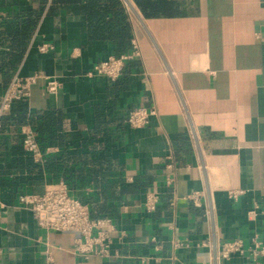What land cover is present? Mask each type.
<instances>
[{"label":"crops","instance_id":"1","mask_svg":"<svg viewBox=\"0 0 264 264\" xmlns=\"http://www.w3.org/2000/svg\"><path fill=\"white\" fill-rule=\"evenodd\" d=\"M134 1L151 15L148 37L123 0H0V103L15 75L62 83L52 94L39 80L2 119L0 264H211L213 246L236 239L246 253L221 264H253L252 239L264 243V0ZM134 41L143 59L119 79L88 75ZM157 50L178 94L170 81L158 93ZM143 106L157 115L133 129L125 120ZM22 125L45 153L39 163ZM60 182L93 219L112 220L110 257H77L78 234L46 231L21 206L22 194Z\"/></svg>","mask_w":264,"mask_h":264},{"label":"built area","instance_id":"2","mask_svg":"<svg viewBox=\"0 0 264 264\" xmlns=\"http://www.w3.org/2000/svg\"><path fill=\"white\" fill-rule=\"evenodd\" d=\"M50 2L54 0H49ZM125 5L133 12V5L129 0H123ZM132 5V6H131ZM134 51L120 57L112 56L105 61L95 65L92 72L88 75L93 77H105L111 81H116L122 75L126 63L131 60L141 59L138 48L133 42ZM54 46L44 44L40 46L42 53L52 51ZM43 79L47 84L48 93L55 94L62 87V83L52 77L36 75L30 77H20L15 75L4 93L0 103V129L2 119L9 112L17 101L27 100L31 95V87ZM180 97L182 99L181 93ZM157 115L155 107H137L132 110L126 118V123L133 129H141L149 125L153 116ZM22 134V148L24 152L39 163L43 160L44 151L36 138L33 128L30 125L20 127ZM192 137L198 139L196 130L192 128ZM192 138V139H193ZM194 141V140H193ZM197 143V141H194ZM170 183V181H169ZM191 199H197L196 193L191 195ZM160 197L157 193L147 194L145 208L149 212L157 209ZM21 206L29 209L34 214L40 228L58 233H76L79 238L75 241V255L85 261L94 257L106 258L111 255L112 239L111 233L116 231V227L111 219H93L88 205L75 198L69 187L65 183H52L46 185L41 193H25L19 197ZM209 220L213 228V239L215 241L214 217L212 212H208ZM176 247L182 246L175 243ZM252 247L249 249L253 264H258L264 258V243L257 238L252 239ZM247 249L241 239L229 241L223 244L220 253L213 246V256L211 264H221L229 260L234 254H245ZM145 259L142 260L144 263Z\"/></svg>","mask_w":264,"mask_h":264},{"label":"rangeland","instance_id":"3","mask_svg":"<svg viewBox=\"0 0 264 264\" xmlns=\"http://www.w3.org/2000/svg\"><path fill=\"white\" fill-rule=\"evenodd\" d=\"M131 1H132L131 4L136 8V11L133 12V14H132L131 11H130V13L132 15H134L133 19H134L135 23H139L140 24L141 30L144 32L146 37H148L149 33H153V31H154L153 24L151 23V26H150V24H148L149 23L148 20H150V21L152 20L149 17L151 15L148 13L149 11L147 10L146 5H143L144 3L142 4V3L138 2V1L136 2L134 0H131ZM150 12H152V10H150ZM242 12L243 11H240V13H242ZM149 29L152 30V32L151 31L149 32ZM155 33L158 34L159 32L155 31ZM237 35H239V33H237ZM150 43H151V41H150ZM135 44H136V46L138 48V51H139V54H140V58L143 59L142 48L140 47L138 42L135 41ZM153 48L155 49L154 46H153ZM237 51H239V50H237ZM158 53L159 52L157 50V54ZM158 60L159 61L156 64L152 63L153 69L151 70V76L154 78V83L157 86L158 93H163L164 89H166V87H167V82L170 81V84H171V86H172V88L174 90V93L178 94L177 91L174 89L175 88V86H174L175 83H173V81H171V79H170L171 77L168 74V70L163 65V61L161 60V54H160V56L158 55ZM176 60L178 61L179 59H176ZM172 61H174V59ZM154 68H156V69H154ZM37 75H41V74H37ZM33 76H36V75H33ZM176 77H177V81L181 80V74L179 72L175 73V77L174 78H176ZM24 78H26V77H24ZM47 92H48V89H47ZM197 130L200 131V135H203V134H201L202 133L201 132V130H202L201 127H199Z\"/></svg>","mask_w":264,"mask_h":264},{"label":"bare ground","instance_id":"4","mask_svg":"<svg viewBox=\"0 0 264 264\" xmlns=\"http://www.w3.org/2000/svg\"><path fill=\"white\" fill-rule=\"evenodd\" d=\"M130 1V0H129ZM132 6V5H131ZM136 10L133 8V12H135ZM172 75V74H171Z\"/></svg>","mask_w":264,"mask_h":264},{"label":"trees","instance_id":"5","mask_svg":"<svg viewBox=\"0 0 264 264\" xmlns=\"http://www.w3.org/2000/svg\"><path fill=\"white\" fill-rule=\"evenodd\" d=\"M54 1H55V0H54ZM17 102H19V101H17ZM15 103H16V102H15ZM15 103H14V104H15ZM36 138H37V137H36ZM37 140H38V139H37ZM39 144H40V143H39Z\"/></svg>","mask_w":264,"mask_h":264}]
</instances>
